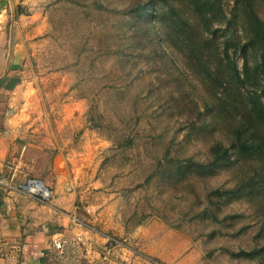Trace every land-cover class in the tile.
<instances>
[{"label": "rangeland", "instance_id": "obj_1", "mask_svg": "<svg viewBox=\"0 0 264 264\" xmlns=\"http://www.w3.org/2000/svg\"><path fill=\"white\" fill-rule=\"evenodd\" d=\"M9 3L73 199L43 264H264V0Z\"/></svg>", "mask_w": 264, "mask_h": 264}, {"label": "crops", "instance_id": "obj_2", "mask_svg": "<svg viewBox=\"0 0 264 264\" xmlns=\"http://www.w3.org/2000/svg\"><path fill=\"white\" fill-rule=\"evenodd\" d=\"M14 25L9 0H0V264H43L52 243L73 229V199L70 193L55 192L46 180L45 167L59 173L56 159L51 161L47 150L38 151L17 112L22 101L18 95L27 83V63L24 38L15 35ZM38 159L43 160L42 172L33 169ZM32 172L51 191L49 201L6 187L36 178Z\"/></svg>", "mask_w": 264, "mask_h": 264}, {"label": "built area", "instance_id": "obj_3", "mask_svg": "<svg viewBox=\"0 0 264 264\" xmlns=\"http://www.w3.org/2000/svg\"><path fill=\"white\" fill-rule=\"evenodd\" d=\"M0 184H2V181H0ZM6 187L42 202H47L51 198V191L37 178H28L22 184L13 187L6 185Z\"/></svg>", "mask_w": 264, "mask_h": 264}]
</instances>
